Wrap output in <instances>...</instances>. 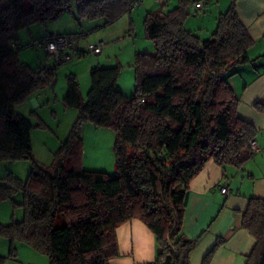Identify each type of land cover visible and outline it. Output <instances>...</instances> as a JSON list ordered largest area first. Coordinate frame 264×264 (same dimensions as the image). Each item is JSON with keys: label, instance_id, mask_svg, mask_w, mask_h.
I'll return each mask as SVG.
<instances>
[{"label": "trees", "instance_id": "obj_1", "mask_svg": "<svg viewBox=\"0 0 264 264\" xmlns=\"http://www.w3.org/2000/svg\"><path fill=\"white\" fill-rule=\"evenodd\" d=\"M76 2L77 22L103 20L110 27L141 0ZM185 5L180 0L173 10L146 15L144 36L155 52L135 55L132 96L116 87L117 65L90 69L85 98L77 78L67 76L63 104L78 117L46 167L33 157L31 122L14 107L49 82L39 78L40 68L20 61L18 33L61 18L69 1L0 0V163L32 164L25 181L9 174L0 182V202L17 192L23 197V220L0 226L11 244L27 243L49 264H108L117 254L116 228L139 220L156 241L155 259L147 264H190L199 241L182 231L190 183L210 159L222 168H241L255 154L250 142L258 132L238 116L239 98L228 83L237 67L253 63L247 55L253 41L238 20L235 0L204 40L184 29ZM253 108L264 113L262 102ZM84 123L113 130L114 176L82 168ZM241 227L255 240L246 264H264V199H249ZM222 243L217 241L202 264H210Z\"/></svg>", "mask_w": 264, "mask_h": 264}, {"label": "rangeland", "instance_id": "obj_2", "mask_svg": "<svg viewBox=\"0 0 264 264\" xmlns=\"http://www.w3.org/2000/svg\"><path fill=\"white\" fill-rule=\"evenodd\" d=\"M69 9L63 13L62 17L57 20L47 21L45 23H34L28 28L20 30L18 33L19 45L23 46L19 51V59L28 65L31 69L37 70L41 63L45 60V56L29 44L41 39L47 34H63L71 28L80 30L77 24V2L76 0H68ZM165 7L159 0H141L139 6L130 13L124 15L114 26L103 27V20L94 22H84L83 25H89L93 32L88 34L81 41L80 46L98 43L100 41L108 44L103 47L100 54H86L83 57H74L72 60L62 64L56 71V83L51 88L49 84L43 90L33 93L25 101L15 105L16 114L22 115L29 119L33 128L31 130V143L34 159L44 165L50 166L53 163V156L66 141L69 133L78 117V111L66 108L63 104V98L66 94V78L70 74L78 73L77 81L80 85L82 96L85 98L90 88L89 63H99L101 59L109 60L107 64H94L101 67L119 66L120 74L117 79V89L126 97L133 95L136 87L134 61L136 54H154V43L144 36V19L147 14L160 15L161 12H167L175 9L180 0H167ZM186 5L187 15L183 20L185 30L192 31L201 39H208L215 31L217 22L210 20V9L216 8V4H220L221 12L227 10L230 0H207L208 5L202 11L196 13L191 12L192 6L197 1L205 0H182ZM217 1V2H216ZM215 6V7H213ZM131 18V23L129 19ZM69 25H71L69 27ZM113 28V30H112ZM114 32L110 36L111 39L120 37V39L110 44L103 38L98 40V34L101 32ZM131 35V36H129ZM85 40V42H83ZM114 41V40H113ZM138 50L144 51L137 53ZM83 44V45H82ZM128 48V49H127ZM101 63V62H100ZM233 70H230L232 72ZM55 78V79H56ZM254 111H256L253 108ZM258 112V111H256ZM258 134V133H257ZM258 141L264 144V132L259 133ZM80 137L83 141L82 151V168L87 171L104 172L110 176H114L116 172L115 158L113 154V145L115 135L110 128H98L91 123H84L80 128ZM264 147V146H262ZM250 166L255 163L262 164L264 160V151L254 154ZM257 168L259 169L260 166ZM32 168L29 159H21L17 161H7L0 163V182L6 176L11 174L12 177L25 181L30 174ZM23 197L17 192L12 200L0 202V226H7L14 222H21L24 218V209L20 204ZM12 248L14 249L13 253ZM0 264H49L47 256L38 253L27 243L20 240H13L12 244L9 238L0 235Z\"/></svg>", "mask_w": 264, "mask_h": 264}, {"label": "crops", "instance_id": "obj_3", "mask_svg": "<svg viewBox=\"0 0 264 264\" xmlns=\"http://www.w3.org/2000/svg\"><path fill=\"white\" fill-rule=\"evenodd\" d=\"M159 2L164 3V7L168 3L167 0ZM215 6L216 8L210 9V12L213 11L209 19L217 22L222 12L219 3ZM235 12L253 41V45L247 51L253 63L237 67L236 74L229 78L228 83L239 98L238 116L254 126L258 132L255 141L264 149L262 147L264 144L258 141V136L261 135L259 133L264 132V113L253 110L254 104L264 103V0H235ZM129 22L131 23V18ZM83 23L77 22L80 26L79 32L75 31L74 27L63 34L79 35L91 28L89 25L84 26ZM112 30L103 34L101 31L98 35L102 37H98V40L103 38L110 44L120 39V37L111 39L110 36L114 33ZM87 38L89 37L85 40ZM138 48L136 46L137 53L144 52ZM80 49L82 52L75 56L77 58L86 55L83 53L85 46H80ZM100 62H90L89 70L96 66L94 64H107L109 60L101 59ZM74 76L78 78L79 74L75 73ZM55 78L56 75L54 84L57 81ZM251 160L253 159L247 161L241 168L232 166L222 168L210 159L202 172L190 183L182 231L187 239L199 238L190 254V264H202L206 254L219 240L223 243L214 253L210 264H246V258L252 251L255 240L242 229V214L249 199H264V162L255 163V166L251 167ZM256 165L260 168L258 169ZM223 186L228 189L227 195L220 192ZM115 240L117 254L108 260V264H147L155 259L157 251L155 237L139 220H130L118 226L115 230Z\"/></svg>", "mask_w": 264, "mask_h": 264}, {"label": "built area", "instance_id": "obj_4", "mask_svg": "<svg viewBox=\"0 0 264 264\" xmlns=\"http://www.w3.org/2000/svg\"><path fill=\"white\" fill-rule=\"evenodd\" d=\"M208 1H197L194 6H192L191 11L196 13L204 9ZM135 8H131V12ZM92 30H86L82 32L81 35H65V34H47L41 39L32 41L29 46L36 49L41 54L45 56V60L41 63L40 70L41 73L38 75L42 81H48L51 88L54 86V76L57 69L66 62L72 60L78 53L80 49L81 41L85 36L92 33ZM106 44L102 41L98 43H92L87 45L85 51L87 54L96 55L99 54ZM144 103L143 99L138 101V105ZM251 149L254 153H260L262 149L255 140L250 142ZM220 192L224 195L228 194V189L226 186L220 188Z\"/></svg>", "mask_w": 264, "mask_h": 264}]
</instances>
